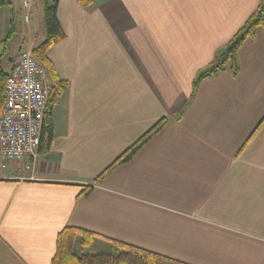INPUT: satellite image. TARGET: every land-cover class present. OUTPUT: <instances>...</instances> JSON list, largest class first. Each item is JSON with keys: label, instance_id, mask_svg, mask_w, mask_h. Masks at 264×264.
<instances>
[{"label": "crops", "instance_id": "0c3cea01", "mask_svg": "<svg viewBox=\"0 0 264 264\" xmlns=\"http://www.w3.org/2000/svg\"><path fill=\"white\" fill-rule=\"evenodd\" d=\"M44 1L25 8L18 56L45 39ZM260 3L58 0L65 38L48 56L67 87L48 150L11 161L0 149V264H52L69 226L182 259L185 246L189 259L170 257L189 264H264V30L241 47L237 74L194 87Z\"/></svg>", "mask_w": 264, "mask_h": 264}, {"label": "trees", "instance_id": "16d2710c", "mask_svg": "<svg viewBox=\"0 0 264 264\" xmlns=\"http://www.w3.org/2000/svg\"><path fill=\"white\" fill-rule=\"evenodd\" d=\"M88 6L91 0H80ZM11 7L12 0H0V9ZM58 0L44 1V28L45 39L33 50V54L39 62L46 68L53 80V85L49 94L46 108L44 124L42 128L40 150H48L52 144L54 133L51 121L52 110L57 104L59 97L65 91L67 82L57 77L53 63L49 59L48 53L51 48L65 38L60 21L57 17ZM12 29L0 44V115L5 99V84L10 74L3 68V59L6 56L9 44L15 36V23L12 22ZM258 28L264 30V0L258 9L247 20L246 24L239 30L227 46L219 52L214 61L204 70L200 71L194 81V87L204 79L212 77L229 67L234 74L239 70V51L245 41L256 36ZM22 52V51H21ZM20 52V53H21ZM19 53V55H20ZM19 57V56H18ZM17 61V60H16ZM16 63V62H15ZM14 63V64H15ZM13 64V65H14ZM13 67V66H12ZM167 118L161 119L139 140L127 149L117 160L101 175L112 171L116 166L129 162L153 137L161 133L166 124ZM100 178V177H99ZM92 187H86L83 194L87 195L92 191ZM100 240L111 244L117 253H88L86 249H92ZM52 264H189L184 261L172 258L165 254L154 252L146 248L133 245L106 237L100 233L69 226L62 230L57 237V251L52 260Z\"/></svg>", "mask_w": 264, "mask_h": 264}, {"label": "built area", "instance_id": "2783aa9c", "mask_svg": "<svg viewBox=\"0 0 264 264\" xmlns=\"http://www.w3.org/2000/svg\"><path fill=\"white\" fill-rule=\"evenodd\" d=\"M32 0H24L26 8ZM28 22L29 14L25 17ZM52 85L46 68L32 51H22L5 84L0 115V149L4 159L20 161L37 154Z\"/></svg>", "mask_w": 264, "mask_h": 264}, {"label": "rangeland", "instance_id": "374dc122", "mask_svg": "<svg viewBox=\"0 0 264 264\" xmlns=\"http://www.w3.org/2000/svg\"><path fill=\"white\" fill-rule=\"evenodd\" d=\"M23 3V0H12V6L10 7H4V8H1L0 9V15L1 13H7L9 16L8 18L9 19H13L14 22H15V36L13 37L12 41L10 42L9 44V47H8V50L6 52V56L4 57L3 59V64L5 66L6 69H8V66L10 65L11 61H14L16 60L18 57V50L20 49V47L23 45V37H22V29L24 28L23 25H26L25 24V17L27 16H24L25 14V6L23 7L24 4ZM12 9H13V13L14 15L12 16ZM28 9V8H27ZM6 14V16H7ZM27 22V21H26ZM2 25L0 24V27ZM11 25H7V32H6V35L4 37H1V34H0V42L3 40V38L5 39V37L8 35V33L10 32V30L12 29V27H10ZM41 26V25H40ZM1 46V44H0ZM15 62V61H14ZM143 247V246H141ZM146 248V247H144ZM149 249L148 250H156L152 247H148ZM159 248H162L165 251V253L169 256H172L173 257H177L175 255V253H173V251H171L170 248L172 247H169V246H166V247H159ZM173 248H176L175 246H173ZM187 254H188V257H183L184 259H189V249L188 247H182ZM84 252H90V253H117V251L112 247L111 244H108V242L104 241V240H100L96 245H93V248L92 249H86V251ZM171 252V253H170ZM172 254V255H171ZM177 258H180V257H177ZM182 259V258H180ZM182 259V260H184Z\"/></svg>", "mask_w": 264, "mask_h": 264}]
</instances>
